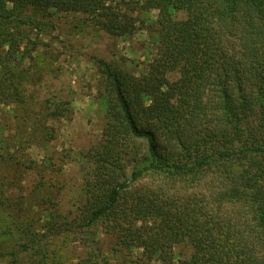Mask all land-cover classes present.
<instances>
[{
	"label": "trees",
	"instance_id": "obj_1",
	"mask_svg": "<svg viewBox=\"0 0 264 264\" xmlns=\"http://www.w3.org/2000/svg\"><path fill=\"white\" fill-rule=\"evenodd\" d=\"M110 1L0 0V107L23 102L7 61L25 36L11 33L8 19L27 7L92 13V17L102 10L108 17ZM137 1L146 12L158 7L166 16L159 23L164 33L148 72L135 77L102 65L113 84L120 154L126 155L131 143L144 142L147 162L111 182L105 195L85 209L76 227L88 228L111 214L147 174L165 176V190L182 179L186 185L182 181L181 190L172 187L177 195L165 190L154 198L139 193L120 211V247L113 249L120 262L91 251L76 264H264V185L257 178L258 173L264 175V0H159L160 7L150 0ZM182 9L186 16L171 20L170 15ZM121 28L127 32L130 23L124 21ZM13 39L18 40L15 48ZM173 73L178 78L170 81ZM250 76L257 89L256 128L253 134L234 135L247 102L233 104L229 82L243 83ZM137 98L159 123L156 130L137 123L133 113ZM114 120L110 135L117 130ZM186 130L195 136L190 139ZM6 140L0 128V166L13 157ZM172 143L179 152L167 157L163 151ZM244 160L254 165L253 178L247 168H232ZM213 169L219 171L211 179ZM195 179L201 183L191 185ZM9 255L8 264H18L15 251Z\"/></svg>",
	"mask_w": 264,
	"mask_h": 264
},
{
	"label": "rangeland",
	"instance_id": "obj_2",
	"mask_svg": "<svg viewBox=\"0 0 264 264\" xmlns=\"http://www.w3.org/2000/svg\"><path fill=\"white\" fill-rule=\"evenodd\" d=\"M150 2L160 7L159 0ZM107 4L108 17L102 10L100 16L92 17V13L27 7L7 20L11 33L22 32L25 37L7 61L16 74L23 102L0 107V128L13 154L0 166V264L10 263L13 251L18 264H76L91 251L120 262L113 251L120 247V211L139 193L154 198L165 190V176L147 174L123 195L111 214L88 228L76 227L85 209L105 195L111 182L120 180L122 173L129 175L148 156L144 142H133L126 155L120 154L113 84L102 64L124 75H145L158 53L164 33L159 23L166 16L158 7L146 12L137 0ZM170 16L178 20L186 11ZM124 21L130 23V31L121 28ZM17 41L13 39V48ZM169 78L174 81L178 74ZM250 78L229 82L233 104L247 102L234 135L253 134L256 128L257 89ZM214 96L220 97L218 93ZM139 100L134 99L138 105L133 106L137 123L156 130L159 123L139 106ZM113 119L117 130L110 135ZM186 134L190 139L195 136L189 130ZM163 152L169 157L179 149L172 143ZM253 166L247 160L232 164L236 171L250 170L252 178ZM211 171L212 179L219 170ZM257 178L264 185V175L258 173ZM198 180L191 185L201 183ZM182 181L165 191L177 195ZM173 186L177 188L172 190ZM30 240L34 241L22 247Z\"/></svg>",
	"mask_w": 264,
	"mask_h": 264
}]
</instances>
